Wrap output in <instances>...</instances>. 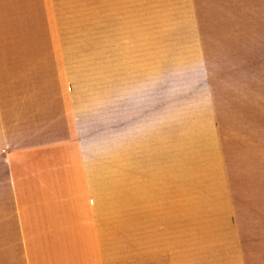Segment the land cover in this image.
I'll return each mask as SVG.
<instances>
[{
	"label": "crops",
	"instance_id": "0c3cea01",
	"mask_svg": "<svg viewBox=\"0 0 264 264\" xmlns=\"http://www.w3.org/2000/svg\"><path fill=\"white\" fill-rule=\"evenodd\" d=\"M51 1L0 0V264H264V122L257 137L235 144L243 161L228 177L210 156L175 176L169 155L157 160L135 149L127 235V210L110 202L109 150L95 138L93 112L74 105L62 70ZM101 1L104 15L128 27L126 37L118 26L119 35L135 44L141 0ZM152 79L134 73L123 84ZM158 94L124 95L131 101L117 112L120 142L132 134L138 145L156 119L153 100L169 93Z\"/></svg>",
	"mask_w": 264,
	"mask_h": 264
},
{
	"label": "rangeland",
	"instance_id": "374dc122",
	"mask_svg": "<svg viewBox=\"0 0 264 264\" xmlns=\"http://www.w3.org/2000/svg\"><path fill=\"white\" fill-rule=\"evenodd\" d=\"M141 3L142 35L137 33L134 44L119 35L118 26L127 37L124 20L103 14L101 0L52 2L62 31V70L71 75L74 105L93 112L95 138H104L109 150L110 202L127 210V235L133 234L135 149L157 160L169 155L175 176L210 156L207 160L220 161L228 177L231 164L243 161L235 144L257 137L264 122V0ZM108 6L117 9L112 1ZM134 73L142 79L152 74L151 85L123 84ZM171 78L175 81L167 83ZM147 90L169 94L141 99L158 106L151 111L156 119L142 128L138 145L132 134L120 142L117 112L131 101L124 95ZM124 182L131 187L125 189ZM126 263L133 264V258Z\"/></svg>",
	"mask_w": 264,
	"mask_h": 264
}]
</instances>
